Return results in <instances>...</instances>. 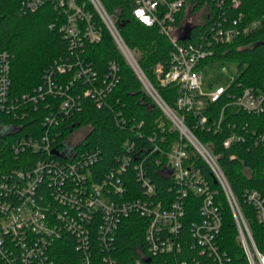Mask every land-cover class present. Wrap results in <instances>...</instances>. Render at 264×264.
Masks as SVG:
<instances>
[{
  "label": "built area",
  "instance_id": "2783aa9c",
  "mask_svg": "<svg viewBox=\"0 0 264 264\" xmlns=\"http://www.w3.org/2000/svg\"><path fill=\"white\" fill-rule=\"evenodd\" d=\"M134 1V18L146 27L158 26L173 46L169 67L158 65L155 75L161 87L177 88L175 106L165 101L146 75L139 53L128 46L118 20L101 0L18 3L22 17L51 4L59 15L50 28L63 34L70 54L46 70L39 87L20 96L13 93V56L0 50V115L5 118L0 129L8 126L6 121L9 125H13L10 121L31 119L41 123V128L31 127L30 134L21 133V124L12 126L16 135L13 152L25 156L26 163L33 161V167L0 175V264H56L57 245L70 236L79 253L78 264H95L96 259L98 264H121L120 231L133 216L147 222L143 238L131 246L137 255L136 264H232L219 240L223 229V212L217 201L220 194L230 207L248 264H264V255L213 143L202 141L196 134L199 130L223 135L224 149L256 136L245 129L224 132L222 125L229 107L249 115L263 114L264 91L245 88L235 93L230 90L232 85L204 89L201 73L217 45L249 35L264 22V15L243 25V14L236 18L229 10L223 11L229 1L234 9L241 1L210 0L222 13L210 17L212 24L194 42L181 43L184 37L190 40V32L178 26L184 0ZM104 31L171 124L169 131L162 124L159 131L146 135L142 125L131 122L133 136L123 142L116 156L118 163L107 169L100 167L104 157L98 147H83L86 138L78 143L71 141L76 125L69 134L65 130L70 125L64 129L83 112L85 98L102 108L121 81L119 61L110 60L100 73L85 55L88 45L102 41ZM224 100L227 102L220 116L212 118V105ZM41 106L43 111L39 110ZM126 121L119 114L118 123L126 125ZM133 133L147 139L143 150H138ZM172 135L174 139L170 140ZM260 139L264 141V134ZM149 157L157 173L169 183L168 195L162 198L146 170ZM134 179L139 185L129 184ZM243 201L255 209L264 229V196L257 190H247Z\"/></svg>",
  "mask_w": 264,
  "mask_h": 264
},
{
  "label": "trees",
  "instance_id": "16d2710c",
  "mask_svg": "<svg viewBox=\"0 0 264 264\" xmlns=\"http://www.w3.org/2000/svg\"><path fill=\"white\" fill-rule=\"evenodd\" d=\"M184 1L185 5L178 14V26L182 31L184 30L183 22L188 12L198 13L207 8L204 22L191 26L190 40H180L181 43L194 42L195 38L212 24L210 17L220 15L222 11L217 10L210 0ZM239 1H241L240 7L234 9L229 1L224 5L223 11L229 10V13L236 18L243 14V25L264 15V0ZM19 2L20 0H0V50L8 51L13 56V93L21 96L31 93L39 87L43 82L46 70L56 60L68 56L70 50L69 43L64 39L63 34L58 29L50 28L59 15L51 4H47L36 13L22 17L19 11ZM101 2L108 13L118 20V27L128 46L139 53V63L146 75L156 85L165 101L169 105L175 106L177 88L174 86L161 87L157 83L155 75L158 65L169 67L173 46L168 38L160 33L158 26L146 27L134 18V0H101ZM85 55L89 61L95 64L100 73H104L110 60L119 61L121 81L109 102L102 108H98L90 98H85L83 112L77 114L69 124L64 126V129L70 125V128L65 130L68 134L74 125L77 128L87 129L89 134L82 146L86 149L98 147L104 157L100 167L107 169L118 163L116 156L121 152L123 142L127 137L133 136L130 129L132 123L137 126L142 125L141 130L146 135L152 131H159V126L162 124L169 131L171 124L145 92L141 82L120 54L107 31H104L103 39L99 44L86 47ZM215 59L229 60L237 65L239 77L232 84L230 90L235 93H240L245 88L264 91V22L253 29L249 35H242L231 43L217 45L214 56L207 60L205 65H209ZM226 102L224 100L212 105V118L220 116ZM42 109L44 110V107L41 106L39 110L43 111ZM119 114L127 120L126 125L118 123ZM10 122H13V125H9L8 121H6V125L11 129H13L12 126L21 124L23 128L21 133L30 134L31 127L41 128V123L37 119L23 123ZM1 123H5V118L2 115H0ZM222 127L224 132H228L230 129L238 131L245 129L256 135L245 143H238L230 149H224L223 135L196 131L202 141L213 143L220 165L229 179L234 194L240 201L256 245L264 255V229L257 221L255 209L243 201V195L247 190H257L264 196V141L260 139V136L264 134V113L259 116L249 115L229 107L225 111ZM15 136L12 131L0 136V175L33 167V161L26 163L23 161L25 156L18 157L13 152L12 145ZM134 139L138 144L139 151L147 145L146 138L141 139L134 134ZM171 139H174L173 135L170 136ZM152 160V157L148 158L146 170L157 185L159 198H162L168 195L169 183L157 173ZM200 166L206 170L205 165L200 163ZM208 179L210 184L215 187L214 180L211 177ZM129 184L139 185L135 179L131 180ZM217 201L220 202L223 212V229L219 237L222 249L228 253L232 264H248L238 239V231L230 207L221 194ZM195 217H197V211L193 219ZM146 223L145 219L133 216L123 224L119 243L120 252L123 255L119 258L121 264H136L137 255L131 246L138 238H143ZM57 246L59 249L57 247L58 251L55 253L56 264H78L76 259L79 257V253L74 248L73 237L65 238ZM98 260H95V264H98Z\"/></svg>",
  "mask_w": 264,
  "mask_h": 264
},
{
  "label": "rangeland",
  "instance_id": "374dc122",
  "mask_svg": "<svg viewBox=\"0 0 264 264\" xmlns=\"http://www.w3.org/2000/svg\"><path fill=\"white\" fill-rule=\"evenodd\" d=\"M206 14L207 8L201 10L198 13L188 12L183 22L184 30L190 29L193 25L203 23ZM201 77L204 89H210L211 85L223 86L227 88L237 80L239 77V70L237 65L230 62L229 60L215 59L210 62L209 65L203 68ZM11 131L12 129L10 127H2L0 129V136H4ZM81 140L83 139L80 138L79 134L73 135L71 138V141L74 143H78ZM68 149H71V147L68 146Z\"/></svg>",
  "mask_w": 264,
  "mask_h": 264
},
{
  "label": "flooded vegetation",
  "instance_id": "af4514ba",
  "mask_svg": "<svg viewBox=\"0 0 264 264\" xmlns=\"http://www.w3.org/2000/svg\"><path fill=\"white\" fill-rule=\"evenodd\" d=\"M83 129V130H82ZM80 135V138L85 139L88 136V131L85 130L84 128H77L73 131V135Z\"/></svg>",
  "mask_w": 264,
  "mask_h": 264
},
{
  "label": "water",
  "instance_id": "95a60500",
  "mask_svg": "<svg viewBox=\"0 0 264 264\" xmlns=\"http://www.w3.org/2000/svg\"><path fill=\"white\" fill-rule=\"evenodd\" d=\"M187 32H190V29H187ZM183 39H187V37H184ZM10 133V132H9ZM55 154H58L57 151H54Z\"/></svg>",
  "mask_w": 264,
  "mask_h": 264
}]
</instances>
